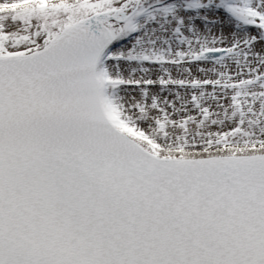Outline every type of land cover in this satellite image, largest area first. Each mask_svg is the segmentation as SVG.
Here are the masks:
<instances>
[{
    "label": "snow or ice",
    "instance_id": "obj_1",
    "mask_svg": "<svg viewBox=\"0 0 264 264\" xmlns=\"http://www.w3.org/2000/svg\"><path fill=\"white\" fill-rule=\"evenodd\" d=\"M0 264H264V0H0Z\"/></svg>",
    "mask_w": 264,
    "mask_h": 264
}]
</instances>
